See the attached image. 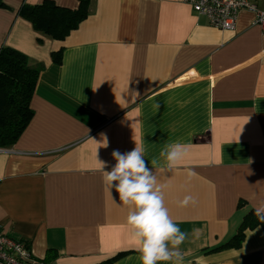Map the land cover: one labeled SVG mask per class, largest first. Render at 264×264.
Here are the masks:
<instances>
[{
    "label": "crops",
    "instance_id": "obj_1",
    "mask_svg": "<svg viewBox=\"0 0 264 264\" xmlns=\"http://www.w3.org/2000/svg\"><path fill=\"white\" fill-rule=\"evenodd\" d=\"M42 1L0 7V47L41 67L32 118L0 149V230L27 242L35 264H141L129 208L109 193L98 161L110 171L112 152L137 141L151 167L180 142L182 163L168 170L160 158L153 171L167 185L171 218L189 233L184 264H264L261 226L245 230L239 248L215 250L264 201V30L255 14L241 10L234 30H218L184 0H90L88 17L56 41L18 15ZM189 195L197 203L181 207Z\"/></svg>",
    "mask_w": 264,
    "mask_h": 264
},
{
    "label": "clouds",
    "instance_id": "obj_2",
    "mask_svg": "<svg viewBox=\"0 0 264 264\" xmlns=\"http://www.w3.org/2000/svg\"><path fill=\"white\" fill-rule=\"evenodd\" d=\"M159 107V105H157ZM106 141L107 147V139ZM135 141V140H134ZM188 153V145L174 142L166 144L160 151L159 158L149 162L145 159V149L141 143L135 141V147L126 153L119 150L112 152L116 161L110 171H105V164L100 162L103 172V183L112 195V189L118 193L119 203L127 206V226L130 239L139 252L141 264H184V256L180 245L189 237V233L181 230L179 225L171 218L169 209L164 202L165 184L158 183L153 168L160 158L168 170L179 166ZM195 172L188 170L190 180ZM197 203L194 196H185L179 202L181 207ZM261 223H264V201L255 208L254 213ZM200 229H193L192 236L199 238Z\"/></svg>",
    "mask_w": 264,
    "mask_h": 264
},
{
    "label": "trees",
    "instance_id": "obj_3",
    "mask_svg": "<svg viewBox=\"0 0 264 264\" xmlns=\"http://www.w3.org/2000/svg\"><path fill=\"white\" fill-rule=\"evenodd\" d=\"M89 5L90 0H78V7L69 9L58 6L52 0H44L37 5H22L18 15L30 22L37 33L64 41L88 17ZM0 7H6L3 0H0ZM51 59L60 64L62 49L52 51ZM40 70V66H30L23 53L10 47H0V149L12 147L28 126L34 113L30 104ZM254 213L255 210L250 209L243 216L237 232L215 250L239 248L245 230L258 226L264 228V223ZM114 259L102 264H110Z\"/></svg>",
    "mask_w": 264,
    "mask_h": 264
},
{
    "label": "built area",
    "instance_id": "obj_4",
    "mask_svg": "<svg viewBox=\"0 0 264 264\" xmlns=\"http://www.w3.org/2000/svg\"><path fill=\"white\" fill-rule=\"evenodd\" d=\"M198 16L207 19L210 26L218 30H234L238 13L249 10L255 14V24L264 30V8L257 2L264 0H184ZM30 245L13 239L0 230V264H35Z\"/></svg>",
    "mask_w": 264,
    "mask_h": 264
}]
</instances>
